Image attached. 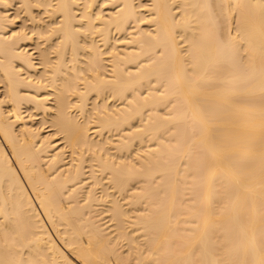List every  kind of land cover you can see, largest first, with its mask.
<instances>
[{
  "label": "bare ground",
  "instance_id": "obj_1",
  "mask_svg": "<svg viewBox=\"0 0 264 264\" xmlns=\"http://www.w3.org/2000/svg\"><path fill=\"white\" fill-rule=\"evenodd\" d=\"M0 264H264V0H0Z\"/></svg>",
  "mask_w": 264,
  "mask_h": 264
},
{
  "label": "rangeland",
  "instance_id": "obj_2",
  "mask_svg": "<svg viewBox=\"0 0 264 264\" xmlns=\"http://www.w3.org/2000/svg\"><path fill=\"white\" fill-rule=\"evenodd\" d=\"M10 14H11V11H10ZM11 17H12V18L14 17V12H13V11H12V15H11ZM18 19L21 20V23H20V21H18V22L16 21V23H15V27H16L17 29H18V27H21V26L23 25V21H24V20H23L22 18H20V17L16 18L15 20H18ZM18 24H19V26H18ZM36 123H37V120H36ZM37 124H39L38 126H40V123H37ZM46 125H47V124H45V127L42 126V128L44 127V128H43V129H44L43 131H44V132L46 131L45 133H44V132L42 133V134H44V135H47V133H48V129H49V134L51 133V132H50V128H48V126H46ZM47 128H48V129H47ZM45 129H46V130H45Z\"/></svg>",
  "mask_w": 264,
  "mask_h": 264
}]
</instances>
